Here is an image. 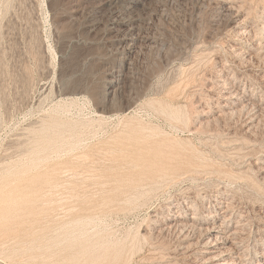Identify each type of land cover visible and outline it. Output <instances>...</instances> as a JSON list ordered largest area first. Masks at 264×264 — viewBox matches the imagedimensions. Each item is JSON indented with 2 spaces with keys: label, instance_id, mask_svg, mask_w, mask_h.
<instances>
[{
  "label": "rangeland",
  "instance_id": "374dc122",
  "mask_svg": "<svg viewBox=\"0 0 264 264\" xmlns=\"http://www.w3.org/2000/svg\"><path fill=\"white\" fill-rule=\"evenodd\" d=\"M224 258L264 264V0H0V264Z\"/></svg>",
  "mask_w": 264,
  "mask_h": 264
},
{
  "label": "bare ground",
  "instance_id": "6f19581e",
  "mask_svg": "<svg viewBox=\"0 0 264 264\" xmlns=\"http://www.w3.org/2000/svg\"><path fill=\"white\" fill-rule=\"evenodd\" d=\"M247 22V21H246ZM239 24H241V23H239ZM244 32V31H243ZM233 92V91H232ZM255 92V91H254ZM236 93V92H235ZM233 94V93H232ZM228 95V94H227ZM227 95L225 94V99H227L228 100V98L229 97H227ZM231 95V94H230ZM235 95V94H234ZM224 96V95H223ZM233 96V95H232ZM248 98V97H247ZM222 99H224V98H222ZM260 99V98H259ZM222 101V100H221ZM261 101V100H260ZM249 103V102H248ZM257 103V102H256ZM223 104V103H222ZM237 104H239L237 101L236 102H234V101H231L230 100V102H226V103H224L222 106H230V107H233V105H237ZM246 104V103H245ZM176 105V104H175ZM221 105V104H220ZM243 105V104H242ZM238 106V105H237ZM244 106V105H243ZM250 106H251V104H250ZM260 106V105H259ZM67 107V106H66ZM241 107V106H240ZM69 108V107H68ZM245 108H246V106H245ZM238 110V109H237ZM240 110H241V108H240ZM239 110V111H240ZM260 110V109H259ZM164 111V110H163ZM227 111V110H226ZM229 111V110H228ZM238 111V112H239ZM237 112V111H236ZM243 112V111H242ZM230 113H231V111H230ZM221 114V113H220ZM233 114V113H232ZM239 114V113H238ZM242 114V113H241ZM169 115H171V116H173V117H175V118H180L181 117V112L179 111V110H177V109H175V108H172L170 111H169ZM224 115V114H223ZM227 115V114H226ZM243 115V114H242ZM228 116V115H227ZM231 116H233V115H231ZM239 116V115H238ZM247 116V115H246ZM224 117V116H223ZM241 117V116H240ZM248 117V116H247ZM255 117V115L253 116L252 115V118H254ZM243 118V117H242ZM244 119V118H243ZM248 119H250V118H248ZM251 120V119H250ZM253 121V120H252ZM248 122H249V120H248ZM247 123V122H246ZM250 124V123H249ZM254 124V123H253ZM253 126V125H252ZM83 135V134H82ZM112 149V148H111ZM74 151V150H73ZM35 160V159H34ZM16 169V168H15ZM37 170V169H36ZM6 173V172H5ZM33 175V174H32ZM80 181V180H79ZM55 189V188H54ZM150 192V190L149 191H141V192H138L137 193V195H136V197L134 198V200L132 199V200H130V201H132L133 203H136V202H138L140 199H142V198H144L148 193ZM42 196V195H41ZM45 196V195H44ZM131 199V198H130ZM191 218V217H190ZM229 218V217H228ZM193 218H191V220H192ZM227 219V218H226ZM179 220V219H178ZM190 220V221H191ZM188 221V220H187ZM224 221V220H223ZM183 223V222H182ZM194 223V222H193ZM186 224V223H185ZM225 224V223H224ZM179 225V224H178ZM191 225H192V223H191ZM194 225V224H193ZM184 226V225H183ZM223 226V223L221 222L219 225L216 223V225H214L213 227H208L209 228V231L211 232V234H212V232L214 233V234H216V236H215V238L216 239H218V240H222V239H225V235H226V233L227 232H225L223 229L224 228H221ZM172 227H174V226H172ZM185 227H186V225H185ZM188 227V226H187ZM196 227V226H195ZM198 227V226H197ZM165 228V227H164ZM170 228V227H169ZM175 228H176V226H175ZM174 228V229H175ZM177 228H178V226H177ZM184 228V227H183ZM199 228V227H198ZM207 228V227H206ZM207 228V229H208ZM166 229V228H165ZM165 229H163V230H165ZM195 229V228H194ZM181 230V229H180ZM184 230V229H183ZM236 231V230H235ZM180 232H182V231H180ZM183 232H185V231H183ZM188 232V231H187ZM233 233V232H232ZM234 234H236V232H234ZM186 235H184V237H185ZM231 237V236H230ZM215 238H214V240H215ZM228 238H229V235H228ZM227 238V239H228ZM229 239H231V238H229ZM2 252V251H1ZM206 252V251H205ZM221 253V252H220ZM218 256V255H217ZM213 257V259L214 260H216V259H219L220 257ZM220 256H222V255H220ZM209 259V258H208ZM211 259H212V257H211ZM212 259V260H213ZM213 260V261H214ZM234 260H235V258H234ZM229 261L228 259H226V258H224L223 260H221V261H219L218 262V264H237V262H235V261ZM262 262H264V261H262ZM207 263V262H206ZM240 264V263H239ZM261 264H263V263H261Z\"/></svg>",
  "mask_w": 264,
  "mask_h": 264
}]
</instances>
